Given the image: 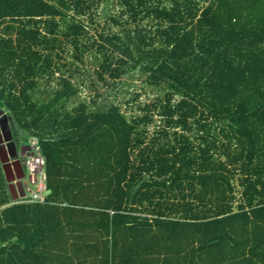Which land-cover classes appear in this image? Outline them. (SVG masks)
<instances>
[{"label":"trees","instance_id":"obj_1","mask_svg":"<svg viewBox=\"0 0 264 264\" xmlns=\"http://www.w3.org/2000/svg\"><path fill=\"white\" fill-rule=\"evenodd\" d=\"M0 112L51 191L0 264H264V0H0Z\"/></svg>","mask_w":264,"mask_h":264},{"label":"crops","instance_id":"obj_2","mask_svg":"<svg viewBox=\"0 0 264 264\" xmlns=\"http://www.w3.org/2000/svg\"><path fill=\"white\" fill-rule=\"evenodd\" d=\"M2 119H0L1 121ZM0 212L12 205H33L24 203L26 195L22 186V179L24 177V162L25 155L22 151V143L19 140L17 129L11 122L6 121L2 126L0 123ZM16 135L12 134V131ZM16 139L17 141H15ZM15 141V143H14ZM19 141V142H18ZM17 143V144H16ZM12 145V150L8 149ZM21 177V180H19ZM20 184V185H19ZM5 201V203H2Z\"/></svg>","mask_w":264,"mask_h":264},{"label":"rangeland","instance_id":"obj_3","mask_svg":"<svg viewBox=\"0 0 264 264\" xmlns=\"http://www.w3.org/2000/svg\"><path fill=\"white\" fill-rule=\"evenodd\" d=\"M115 4H116L115 1L111 2V6L109 7V10H106V15L101 14V12L103 11V7L101 8L100 16L97 20V22L99 23L98 24L99 33L104 32V30H105V33H107L108 29L111 27H113V28H111L113 33H116L120 30L118 28H114V26L108 20L110 15L117 17L119 14V8H118V6L116 7ZM108 11H110V12H108ZM145 23L146 22H144L143 24H145ZM89 68H90L91 73H92L94 70V67L89 66ZM143 80H144V78H143ZM143 80L139 79L137 76L135 78H128V79L124 80L125 85L123 86V90L120 94H126V99H122V98L117 96L121 101L124 102V100L127 101V99L132 98L135 94H141L140 99L136 102V104H134L132 106V108H133L132 113L134 115L139 114V112L137 110V107L139 105L150 104L155 100V98L157 96H160V97L163 96V93H161L160 95H159V93H156V92L151 93V91L148 88H146L142 85ZM98 90L100 91V93H103L102 89H98ZM80 96H81L80 97L81 99L89 98V92L87 90L86 91L84 90ZM178 99H179L178 97L175 98V100H178ZM123 111H125V106L122 107V112ZM129 115H130V113H129ZM0 119H2L1 120L2 122L0 121V123H3V121L6 119V115L4 112H0ZM155 120L157 122H155V124L152 125L148 130L149 131L148 136L150 135V137L155 131V125L158 126L160 124V120L158 117H155ZM18 130H20V129H18ZM18 134H19V140L22 143V145H20V146H22V151H24L25 152L24 155L26 154L25 156H27V155H29V153L31 151V145L33 146L36 139L35 138H26L22 130H20L18 132ZM237 184H238V180L235 182V185L237 187L236 188L237 189L236 190L237 191L236 192V198L238 200V199H240L241 190H240V188H238ZM22 186H23V184H22Z\"/></svg>","mask_w":264,"mask_h":264},{"label":"built area","instance_id":"obj_4","mask_svg":"<svg viewBox=\"0 0 264 264\" xmlns=\"http://www.w3.org/2000/svg\"><path fill=\"white\" fill-rule=\"evenodd\" d=\"M24 166V177L22 184L26 193L24 203L44 204L46 202L48 187L45 159L37 141L31 145V151L26 156Z\"/></svg>","mask_w":264,"mask_h":264},{"label":"flooded vegetation","instance_id":"obj_5","mask_svg":"<svg viewBox=\"0 0 264 264\" xmlns=\"http://www.w3.org/2000/svg\"><path fill=\"white\" fill-rule=\"evenodd\" d=\"M1 122H2V121H1ZM5 123H6V122H5V120H4L3 123H2V126L5 125ZM11 131H12V134H10V137L12 136V138H13V134H14V135H16V134L14 133L13 130H11ZM14 140L17 141L16 139H14ZM15 141H14V143H15ZM18 142H19V141H18ZM16 144H17V143H16ZM12 145H13V144H10V147H8L9 150L12 148ZM11 150H12V149H11Z\"/></svg>","mask_w":264,"mask_h":264},{"label":"water","instance_id":"obj_6","mask_svg":"<svg viewBox=\"0 0 264 264\" xmlns=\"http://www.w3.org/2000/svg\"><path fill=\"white\" fill-rule=\"evenodd\" d=\"M19 180H21V177H19ZM50 194H51V191H48L47 196H49Z\"/></svg>","mask_w":264,"mask_h":264}]
</instances>
